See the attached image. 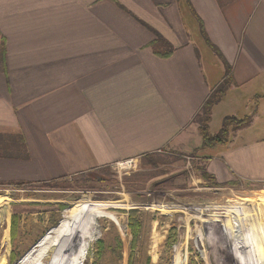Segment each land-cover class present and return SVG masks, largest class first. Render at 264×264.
<instances>
[{
	"label": "crops",
	"instance_id": "obj_1",
	"mask_svg": "<svg viewBox=\"0 0 264 264\" xmlns=\"http://www.w3.org/2000/svg\"><path fill=\"white\" fill-rule=\"evenodd\" d=\"M227 70L210 131L252 119L201 148L197 114ZM194 148L214 189L264 182V0H0V184Z\"/></svg>",
	"mask_w": 264,
	"mask_h": 264
},
{
	"label": "rangeland",
	"instance_id": "obj_2",
	"mask_svg": "<svg viewBox=\"0 0 264 264\" xmlns=\"http://www.w3.org/2000/svg\"><path fill=\"white\" fill-rule=\"evenodd\" d=\"M199 151L160 153L157 165L144 156L42 182L0 184L9 210L0 220V264H264V182L214 189L219 184L200 173L206 166ZM78 204L82 209L72 211ZM132 209L145 212L136 241ZM239 238L249 254L232 252Z\"/></svg>",
	"mask_w": 264,
	"mask_h": 264
},
{
	"label": "trees",
	"instance_id": "obj_3",
	"mask_svg": "<svg viewBox=\"0 0 264 264\" xmlns=\"http://www.w3.org/2000/svg\"><path fill=\"white\" fill-rule=\"evenodd\" d=\"M155 33V39L152 41L151 46L154 50V52L157 55H164L167 56L169 54H171V52L173 51V49L171 48L170 51L167 52H162L160 51V49L164 48V47H170V45L168 44L169 42L156 30H153ZM206 35V34H205ZM159 49V50H158ZM166 51V50H165ZM228 71V72H227ZM226 71V75L225 78L223 79V81L215 88L212 90V92L210 93V95L208 96V98L205 100L204 104L202 105L199 113L197 114V122L199 124V131H200V135L202 137V144H201V148H206V147H214L216 145L219 144H225L229 141V136H230V131L232 129L235 128H239L242 126H245L247 124H249L251 122V115L239 118L237 116L234 115H227L224 117L223 119V123L221 128L219 129L218 132L216 133H212L210 131V121H211V117H212V109L214 107L215 104H217L223 97L224 95L227 93L231 83H232V78H231V74L230 71L227 70ZM199 148H196V150ZM150 158V162L152 161V163H154L155 165H157L155 156H157V154H150L148 155ZM158 157V156H157ZM200 173L201 175L209 180L210 178H213L210 173L205 169V167L200 166ZM214 179V178H213ZM215 184H219L218 181L215 179L213 180ZM236 182H230V184H234ZM21 184V183H20ZM23 185V184H21ZM60 209L61 207H63V204H60ZM82 209L81 204H78L77 206H75L72 211H79ZM9 212V210H8ZM7 212V213H8ZM3 214L2 209H1V203H0V220L1 218H3L5 215L8 217V214ZM145 214L144 211L138 210V209H132L130 210V221H129V226L132 230L134 239L133 240H137L139 235L142 232V227H143V222L141 221V215ZM5 216V217H6ZM19 214H17V212H14L12 215V223H11V230H12V238L16 237L17 233H16V224L19 221ZM175 229L174 227L171 228ZM250 236H252V233L250 234ZM176 239V237H175ZM118 246L122 245V241L121 239L118 237V240L116 241ZM134 245V242H133ZM101 254V251H99ZM13 253V250L11 252V255ZM12 258H15L12 256ZM12 261V259H11Z\"/></svg>",
	"mask_w": 264,
	"mask_h": 264
},
{
	"label": "bare ground",
	"instance_id": "obj_4",
	"mask_svg": "<svg viewBox=\"0 0 264 264\" xmlns=\"http://www.w3.org/2000/svg\"><path fill=\"white\" fill-rule=\"evenodd\" d=\"M87 206H88V211L89 212H91V207H90V205L89 204H87ZM233 208V207H232ZM229 212H231L230 213V215H234L235 214V209L233 208V209H229L228 210ZM228 216V215H227ZM222 220V219H221ZM233 221V220H232ZM231 223V222H230ZM229 223V224H230ZM236 223H237V221H236ZM235 225H237V224H235ZM234 226V225H233ZM226 227V226H225ZM228 230V229H227ZM246 235V234H245ZM233 240V239H232ZM231 241V240H230ZM233 246H230L231 248H232V252L233 253H238V251H244V250H246V252L248 253V249H247V243H246V238L245 239H243V238H239L237 241H236V239H234V241H233V244H232ZM241 254V253H240ZM249 254V253H248ZM238 255V254H237ZM239 260V259H238ZM240 262V261H239ZM251 264H252V262H251Z\"/></svg>",
	"mask_w": 264,
	"mask_h": 264
}]
</instances>
